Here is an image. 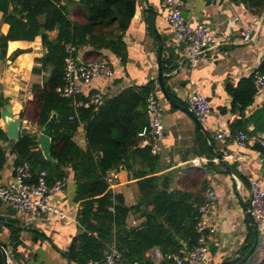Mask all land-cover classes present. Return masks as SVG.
Instances as JSON below:
<instances>
[{
	"label": "crops",
	"instance_id": "1",
	"mask_svg": "<svg viewBox=\"0 0 264 264\" xmlns=\"http://www.w3.org/2000/svg\"><path fill=\"white\" fill-rule=\"evenodd\" d=\"M182 1L187 23L193 27L201 24L208 26L216 38L207 61L191 66L185 45L177 39L173 26L167 20L164 0H137L135 17L125 36L126 60L110 51H102L104 58L111 61L113 75L98 76L89 83H79L84 95L99 91L105 97H116L128 88H138L155 81L157 89L154 90L159 93L165 118V136L157 155L155 175L170 178L172 189L190 193L201 191L202 194L209 189L216 192L218 200L212 220L217 234L210 244L207 264H227L240 257L250 227L244 207H248L250 197L244 167L264 185L263 152L251 145L240 147L236 142L238 133L234 135L232 132L235 122L243 119V127L249 134L264 136V116H255L264 110V95L255 94L253 103L241 116L238 110L233 109V97L229 92L230 87H236L240 81L257 73L264 62V10L254 13L241 0ZM72 10L74 18H77L79 9L74 7ZM258 22L261 24L247 39V33ZM8 31L9 25H1L3 34ZM17 50L24 53L13 57ZM44 53L42 37L38 36L34 41L9 42L7 57L0 60V96L9 101L3 112L8 106L12 108L14 119L22 121L20 137L25 133L35 136L37 147L33 150L41 151L43 155L40 128L31 124L22 113L26 104L34 98L33 88L42 84L47 75L34 72L35 67H40L36 59L42 58ZM86 54L80 50L79 60L91 61L85 59ZM160 54L161 60L163 56L172 57L169 71L163 73L167 93L175 104L192 110L190 97L196 93L210 100L212 110L207 124H204L205 132L198 129L185 112L161 99L157 81ZM0 127L7 136L0 139L6 159L0 166V186H8L16 180L18 159L14 146L19 139L9 137L3 118ZM259 128L263 130L258 131ZM221 133L226 134L224 140L218 139ZM78 140L85 144L83 127L79 130ZM220 155L237 175L232 174ZM147 169V165L140 160L133 162L132 170L121 166L110 189L123 195L129 207L136 206L140 199V179L135 174ZM67 180L66 189L55 194L50 201L67 213V219L15 211L0 200V246L6 250L9 264H78L69 259L71 244L81 233L77 220L81 205L76 202L77 187L72 170L68 171ZM144 221L141 213H131L127 228H141ZM0 253V264H4L1 250ZM146 256L152 259L150 252Z\"/></svg>",
	"mask_w": 264,
	"mask_h": 264
},
{
	"label": "trees",
	"instance_id": "2",
	"mask_svg": "<svg viewBox=\"0 0 264 264\" xmlns=\"http://www.w3.org/2000/svg\"><path fill=\"white\" fill-rule=\"evenodd\" d=\"M241 1L254 13L264 10V0ZM74 7L79 9L77 18L73 15ZM136 10L137 0H0L1 25H9L7 34L1 32L0 25V60L7 57L11 41H34L41 36L45 49L43 57L36 59L40 67H35L34 72L47 75L42 84L33 88L34 98L26 104L22 116L40 129L53 114L58 116L51 158H45L41 151H34L37 138L25 133L14 146L16 164L29 162L33 168L32 180L42 171H47L48 181L67 178L68 171H73L76 202L81 205L77 214L81 233L71 244L69 259L78 264L103 260L111 246L117 247L128 264H154L147 253L158 249L164 255H182L196 246L199 239L196 226L204 194L172 189L170 178L155 175L158 156L152 154L148 145H141L139 134L149 123L146 99L156 88L155 81L128 88L116 97H106L100 108L77 110L72 99L64 98L58 92L64 85L67 45L84 50L87 60L104 58L102 51H110L126 60L125 36ZM23 53V50H17L13 57ZM161 62L163 72H168L172 57L163 56ZM263 73L264 62L257 73L229 88L233 109L241 116L253 103L255 80ZM8 104L9 101L0 96V120ZM259 114L264 116V110L255 116ZM243 124V119L235 122L234 135L248 133ZM81 127L85 146L78 140ZM261 130L263 128L258 131ZM6 138L0 127V139ZM5 160L0 146L1 167ZM135 160L146 164L148 169L136 172L140 179V199L136 206L129 207L123 195L110 189L108 176L112 171L119 172L121 166L132 170ZM138 212L145 217L142 227L128 229L129 215ZM253 244L254 231L250 226L240 257L227 264H239ZM260 253L264 254L262 234L257 249L246 264H264Z\"/></svg>",
	"mask_w": 264,
	"mask_h": 264
},
{
	"label": "built area",
	"instance_id": "3",
	"mask_svg": "<svg viewBox=\"0 0 264 264\" xmlns=\"http://www.w3.org/2000/svg\"><path fill=\"white\" fill-rule=\"evenodd\" d=\"M166 5L167 20L173 26L175 35L181 41L187 51L192 67L207 61L209 52L215 47L216 38L210 28L204 24L196 27L190 26L183 14L182 0H164ZM2 14L0 13V24ZM261 24L255 23L251 32L246 35L251 38V33ZM79 50L73 45L66 46L64 58V85L58 88L62 97L72 99L74 107L78 109L100 108L105 103V95L94 91L84 95L80 83H89L98 76L111 77L113 67L107 58L93 61H80ZM256 94L264 95V73L256 80ZM157 89V88H156ZM190 104L193 112L199 121L207 124L212 106L210 100L199 93L190 97ZM146 114L149 119L148 125L139 134L142 138L141 145H148L154 155L160 152V146L165 136L164 108L161 104L159 93L153 90L146 99ZM74 117L71 116V120ZM226 138L225 133L218 135L219 140ZM236 142L240 147L251 145L258 147L264 155V136L261 134H248L239 132ZM246 178L249 184V205L248 208L256 222L259 234L264 235V185L253 178L248 168L244 167ZM118 177L117 171H112L108 176L110 185ZM15 182L8 186H0V200L8 204L15 211L23 213H34L37 215H55L60 219H67V213L50 201L55 194L62 193L67 185V178H55L48 181L47 171H42L35 180L33 179V168L29 162H24L15 168ZM218 196L213 190H207L204 194V201L198 209L199 219L196 231L199 235L198 243L191 250L183 252L182 255H164L158 249L151 251L154 264H161L168 261L171 264H207L210 244L214 240L217 229L212 220V212L215 208ZM88 264H128L122 254L115 246H111L101 261L91 260ZM139 264V263H134Z\"/></svg>",
	"mask_w": 264,
	"mask_h": 264
},
{
	"label": "water",
	"instance_id": "4",
	"mask_svg": "<svg viewBox=\"0 0 264 264\" xmlns=\"http://www.w3.org/2000/svg\"><path fill=\"white\" fill-rule=\"evenodd\" d=\"M159 68H160V71H159L157 81H158V83L160 85V89H161V95H160L161 99H163V100L165 99L173 107L178 108L182 112H185V114L187 116H189L191 118V120L195 123L197 128L202 130L203 132H205V126L199 121V119L195 115V113L189 108L175 104L172 101V99L170 98L169 94L167 93V90L165 87V82H164V73L162 71V66H161V54H160ZM57 117H58L57 114H53L51 116V118L49 119V121L40 129V132L42 135V138L40 139V143H41L42 150L44 151V155L46 156L47 159L51 158L50 154H51V147H52V138L54 137V133H55L54 127H55ZM2 118L8 126L9 137L13 138L15 140L19 139V137H20L19 127L22 124V121L20 119H18V120L14 119V117L12 115V108L10 106H8L5 109V111L2 114ZM219 158L223 161V163L226 166H228V168L230 169L232 174L237 175V172H235L233 169H231L230 165L228 164V162L225 160V158L223 156L220 155ZM262 166L264 168V158H262ZM244 207H245L247 219L250 223V226L252 227V229L254 231V244L250 248V250L246 253V255L241 259L239 264H246L247 263V261L251 258V256L253 255V253L257 249L258 244H259V239H260V234L258 232L256 222H255L249 208L246 205H244ZM0 250L2 251V254H3L4 264H9L8 255H7L6 250L2 246H0Z\"/></svg>",
	"mask_w": 264,
	"mask_h": 264
},
{
	"label": "rangeland",
	"instance_id": "5",
	"mask_svg": "<svg viewBox=\"0 0 264 264\" xmlns=\"http://www.w3.org/2000/svg\"><path fill=\"white\" fill-rule=\"evenodd\" d=\"M261 238H262V237H261ZM261 250H263V249H261ZM259 257H260V258L264 257V254H261V253H260Z\"/></svg>",
	"mask_w": 264,
	"mask_h": 264
}]
</instances>
